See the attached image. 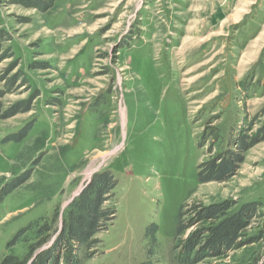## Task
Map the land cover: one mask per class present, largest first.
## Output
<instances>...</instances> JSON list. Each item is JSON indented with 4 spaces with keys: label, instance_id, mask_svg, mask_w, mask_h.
<instances>
[{
    "label": "rangeland",
    "instance_id": "obj_1",
    "mask_svg": "<svg viewBox=\"0 0 264 264\" xmlns=\"http://www.w3.org/2000/svg\"><path fill=\"white\" fill-rule=\"evenodd\" d=\"M0 28L13 34L4 46L30 88L5 97V109L40 95L29 113L0 121V263L26 253L24 244L8 247L20 229L56 207L63 213L95 174L117 181L116 218L86 264H177L174 231L184 203L264 205V142L230 182L197 177L198 165L218 152L199 147L206 130L227 138L264 108V96L247 98L241 87L264 84V0H55L46 13L0 4ZM30 123L29 136L15 141ZM262 213L247 237L263 228ZM258 256L264 242L198 264H252Z\"/></svg>",
    "mask_w": 264,
    "mask_h": 264
},
{
    "label": "trees",
    "instance_id": "obj_2",
    "mask_svg": "<svg viewBox=\"0 0 264 264\" xmlns=\"http://www.w3.org/2000/svg\"><path fill=\"white\" fill-rule=\"evenodd\" d=\"M0 4L7 8L21 5L46 13L53 9L55 0H0ZM27 23V20H20V24ZM12 41L13 34L0 28V65L7 60L12 61L6 69L0 71V121L29 113L34 101L40 96L36 91L29 99L5 109V97L19 92L22 88L27 91L30 89L24 71L18 69L20 61L15 59L12 48L4 46ZM30 69L49 70V66L33 64ZM241 87L247 98L264 96L262 80H244ZM49 105L58 107L53 101ZM32 126L33 123L28 124L13 139L20 142L27 138ZM256 127H259L256 134L251 135L250 132ZM204 135V144L200 142L199 147L204 149L208 146V150L218 149V152L198 165L199 182H230L238 175L248 152L264 142V108L254 115L250 122L243 119L240 126L233 128L227 138L214 127L208 128ZM29 179L30 172L24 174L7 192H12ZM116 187L117 181L110 173L95 174L63 213L60 212V207H56L49 217L38 219L20 229L10 240L8 247L24 244L26 253L21 257L7 256L0 264L88 263L98 254L101 243L98 235L107 231L116 218V210L110 205L114 200ZM263 210L264 205L258 201L240 205L237 200H225L207 206L184 203L179 209L174 231L175 261L177 264H198L204 259L220 260L264 242V223L256 236L247 237L245 234L255 221L262 220ZM196 226L198 228L187 235ZM157 231L155 225L146 231L151 251L156 250L158 246ZM252 264H264V257L253 258Z\"/></svg>",
    "mask_w": 264,
    "mask_h": 264
},
{
    "label": "water",
    "instance_id": "obj_3",
    "mask_svg": "<svg viewBox=\"0 0 264 264\" xmlns=\"http://www.w3.org/2000/svg\"><path fill=\"white\" fill-rule=\"evenodd\" d=\"M80 193H81V192H80ZM80 193H79V194H80ZM73 199H74V198H73ZM73 199H72V200H73ZM72 200H71V201H72ZM68 205H69V204H68Z\"/></svg>",
    "mask_w": 264,
    "mask_h": 264
}]
</instances>
